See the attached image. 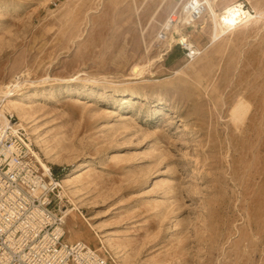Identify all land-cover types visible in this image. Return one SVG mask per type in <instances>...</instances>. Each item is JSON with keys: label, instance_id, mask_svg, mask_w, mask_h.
Masks as SVG:
<instances>
[{"label": "rangeland", "instance_id": "obj_1", "mask_svg": "<svg viewBox=\"0 0 264 264\" xmlns=\"http://www.w3.org/2000/svg\"><path fill=\"white\" fill-rule=\"evenodd\" d=\"M178 2L0 0V99L61 179L68 240L107 264H264V23L214 39L203 0L189 59L157 40Z\"/></svg>", "mask_w": 264, "mask_h": 264}, {"label": "built area", "instance_id": "obj_2", "mask_svg": "<svg viewBox=\"0 0 264 264\" xmlns=\"http://www.w3.org/2000/svg\"><path fill=\"white\" fill-rule=\"evenodd\" d=\"M178 6L160 25L158 41L167 39L175 24L187 25L204 11L203 0H186L180 10ZM175 45L189 59L196 55L186 41L175 40ZM40 159L23 128L8 114L0 121V264H107L84 241L64 239L69 201L58 174Z\"/></svg>", "mask_w": 264, "mask_h": 264}, {"label": "bare ground", "instance_id": "obj_3", "mask_svg": "<svg viewBox=\"0 0 264 264\" xmlns=\"http://www.w3.org/2000/svg\"><path fill=\"white\" fill-rule=\"evenodd\" d=\"M204 1L207 4L208 11H209L208 16H207V18H208L207 20L211 26V37H213L214 39L230 35L236 29L241 28V27L252 26V25L259 23V22L264 23V9H262V8L253 7L254 10L252 13L249 10L243 9V5L241 3L232 4L233 2L231 1V2L227 3L223 7L222 11L219 13L216 11V9L214 7L215 5H213L214 3L209 2L208 0H204ZM180 3L181 2H178L176 5L177 6L180 5ZM187 25H189V24H187ZM179 26H180L179 24H175L172 27V29L168 31L169 40H167L164 43L165 49L168 50L172 46V42H174L175 40H179L181 42V32L179 31L180 30ZM186 44H187V46H190V50H191L192 54L199 53L198 50L195 49L194 45L192 44V42L190 40L188 42H186ZM164 53L165 52L158 55L160 59H162V55ZM12 86L14 88L17 86V84H13ZM0 92H3V91L0 90ZM3 93H5L6 97L9 96V94H10L9 90H7ZM6 97L4 99H0V121H6L7 115L8 114L13 115V113H14L18 119L17 123L19 125H21V123H25L26 122L25 120L27 118V115H26L27 113H26L25 109L22 106L18 105L15 102V100L6 99ZM40 161L44 166H46V163H44L42 161V159H40ZM66 180L67 179H63L62 182H65ZM72 211H73V209H71L68 213L66 211L65 212H66V214H69ZM63 220H64V218H63ZM77 229H78V226H76L75 223L70 226V230L74 234L77 233ZM65 234H66V231H65ZM64 239L66 241L70 242V240H68L66 238V235L64 236ZM91 248H93V247H91ZM93 249H95V248H93ZM95 250L101 252L98 249H95Z\"/></svg>", "mask_w": 264, "mask_h": 264}]
</instances>
